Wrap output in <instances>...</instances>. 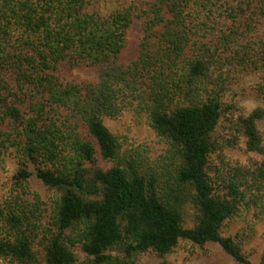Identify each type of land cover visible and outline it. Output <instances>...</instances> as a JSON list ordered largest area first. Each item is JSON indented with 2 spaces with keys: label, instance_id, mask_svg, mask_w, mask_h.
<instances>
[{
  "label": "trees",
  "instance_id": "obj_1",
  "mask_svg": "<svg viewBox=\"0 0 264 264\" xmlns=\"http://www.w3.org/2000/svg\"><path fill=\"white\" fill-rule=\"evenodd\" d=\"M0 39V168L17 173L0 202V259L47 264H139L153 253L165 262L181 240L217 243L239 264H252L223 224L249 192L237 179L214 193L207 174L212 136L224 97L243 79L264 72V0H154L103 15L102 0H3ZM143 17L137 61L122 53L135 18ZM98 67V84L65 83V68ZM258 90H252L251 94ZM143 113L180 163L163 182L105 119ZM264 109L242 120L248 148L264 152ZM98 157L112 163L103 170ZM35 175L60 195L50 207L31 188ZM264 189V162L252 172ZM163 179V178H162ZM101 193V199L87 195ZM253 193V196L256 195ZM191 195L197 224L183 227ZM259 264H264V252Z\"/></svg>",
  "mask_w": 264,
  "mask_h": 264
},
{
  "label": "rangeland",
  "instance_id": "obj_2",
  "mask_svg": "<svg viewBox=\"0 0 264 264\" xmlns=\"http://www.w3.org/2000/svg\"><path fill=\"white\" fill-rule=\"evenodd\" d=\"M154 0H102L99 9L103 15H109L124 5L135 2L138 9H146ZM5 1L0 0V39L4 25ZM144 18L133 21L127 34V44L122 53L124 64H132L138 60L144 39ZM98 67L65 68L60 72V78L65 83L78 85L98 84L100 72ZM258 90L251 94L252 90ZM256 109H264V72L256 71L246 76L242 83L231 90L223 99L221 120L212 136L213 152L209 157L207 174L217 195H226L225 182L236 178L242 190L249 194L241 204L238 213L228 219L221 228L223 237L233 238L240 244L243 253L252 264H259L264 252V189L256 193L251 172L264 162V152L250 151L248 139L243 132L242 120ZM105 124L115 135H121L127 142L126 146L134 153H143L146 164L163 182L174 184V174L180 164L173 156L169 144L157 136L149 126L145 114L128 109L117 119H105ZM259 130L264 143V120L259 124ZM98 166L103 170L111 168L112 163L98 157ZM17 164L8 157L4 168H0V202L9 192L17 173ZM163 178V179H162ZM31 188L40 194L42 199L53 208L60 193L44 185L35 175L31 180ZM253 193H256L253 196ZM90 199H101V193L87 195ZM185 203L182 225L192 229L197 224L199 210L193 197L188 195ZM36 262L32 264H47L43 248L35 246ZM161 259L155 254H145L139 258V264H161ZM168 264H239L228 255L217 243L204 246L194 245L181 240L175 250L165 257ZM0 264H7L0 259ZM79 264H94L92 260L79 253Z\"/></svg>",
  "mask_w": 264,
  "mask_h": 264
}]
</instances>
